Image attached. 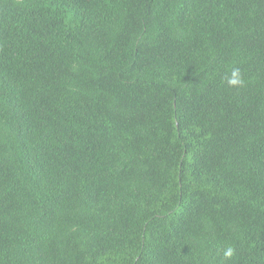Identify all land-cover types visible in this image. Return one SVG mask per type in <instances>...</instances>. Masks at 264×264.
Wrapping results in <instances>:
<instances>
[{"label": "trees", "instance_id": "obj_1", "mask_svg": "<svg viewBox=\"0 0 264 264\" xmlns=\"http://www.w3.org/2000/svg\"><path fill=\"white\" fill-rule=\"evenodd\" d=\"M0 264H264V0H0Z\"/></svg>", "mask_w": 264, "mask_h": 264}, {"label": "clouds", "instance_id": "obj_2", "mask_svg": "<svg viewBox=\"0 0 264 264\" xmlns=\"http://www.w3.org/2000/svg\"><path fill=\"white\" fill-rule=\"evenodd\" d=\"M243 79H242V75L241 72L238 68H233L230 76L227 79V85L229 87H240L243 86ZM233 254V250L232 248H228L225 252H224V256L225 258L231 257Z\"/></svg>", "mask_w": 264, "mask_h": 264}]
</instances>
